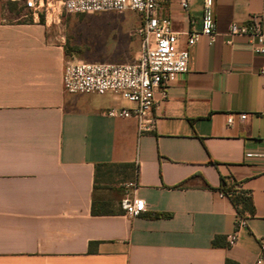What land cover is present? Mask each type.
<instances>
[{"label": "crops", "instance_id": "obj_1", "mask_svg": "<svg viewBox=\"0 0 264 264\" xmlns=\"http://www.w3.org/2000/svg\"><path fill=\"white\" fill-rule=\"evenodd\" d=\"M169 0L186 75L154 94L140 134L132 105L111 94L62 90V37L39 18L18 22L0 0V264H255L264 239V55L233 25L259 21L264 0H213L215 34L187 48L202 0ZM141 18L138 15L137 28ZM244 114L246 119L239 120ZM233 122L227 125V118ZM130 185H133L130 186ZM251 198L237 213L221 189ZM125 196L146 211L128 218ZM92 209L98 215L92 214ZM109 212L110 215H103ZM220 238L224 246L212 247ZM264 264V258L261 262Z\"/></svg>", "mask_w": 264, "mask_h": 264}, {"label": "built area", "instance_id": "obj_2", "mask_svg": "<svg viewBox=\"0 0 264 264\" xmlns=\"http://www.w3.org/2000/svg\"><path fill=\"white\" fill-rule=\"evenodd\" d=\"M21 2L32 18H39L47 12L49 0H11ZM169 0H61V8L67 14H92L98 12L129 11L140 16L141 21L134 34L140 41V52L135 61L123 64L90 63L69 60L62 73V90L67 94L103 96L111 94L133 106L131 109H111L107 115L112 118H133L137 121L140 134L150 132L152 121H146L154 105V94L167 96L170 84L183 78L187 73L188 49L177 48V37L172 31L170 18L161 14L162 6ZM180 7L187 11L188 0H180ZM230 35L248 38L251 52L264 55V33L259 21L249 27L233 25ZM215 34L213 0H202L200 29L186 33L187 48L194 46L201 38L210 42ZM264 76V66L258 71ZM246 116L241 114L240 121ZM233 119L227 118V125ZM133 187V185H130ZM220 196H224L222 193ZM120 208L128 218H136L146 211L143 200L125 196ZM245 227V220L236 218L234 231L226 237L229 247L236 245L238 233ZM260 256L255 264L264 258V239L259 242Z\"/></svg>", "mask_w": 264, "mask_h": 264}, {"label": "rangeland", "instance_id": "obj_3", "mask_svg": "<svg viewBox=\"0 0 264 264\" xmlns=\"http://www.w3.org/2000/svg\"><path fill=\"white\" fill-rule=\"evenodd\" d=\"M4 6L13 13L14 21L18 14L28 16L18 22L30 18L21 2L4 0ZM46 13L39 19L47 22L56 36L64 39L71 60L123 64L135 61L140 52V41L134 34L138 21L136 13L67 14L61 8V0H49Z\"/></svg>", "mask_w": 264, "mask_h": 264}, {"label": "trees", "instance_id": "obj_4", "mask_svg": "<svg viewBox=\"0 0 264 264\" xmlns=\"http://www.w3.org/2000/svg\"><path fill=\"white\" fill-rule=\"evenodd\" d=\"M65 54L69 55L68 49H65ZM221 193L230 201L234 209L236 210L237 217H239L242 220L246 219L245 214L252 215L253 214V207L251 203V198L248 194L241 192L240 190H237L235 188L233 189H221ZM93 215H98L97 212H95L92 209ZM103 215H110L109 212H103ZM212 247H220L224 246V243H220V238H214L212 240Z\"/></svg>", "mask_w": 264, "mask_h": 264}]
</instances>
